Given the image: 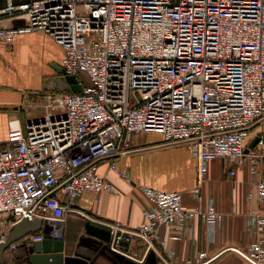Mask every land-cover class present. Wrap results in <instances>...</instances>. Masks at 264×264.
<instances>
[{"label": "built area", "instance_id": "2783aa9c", "mask_svg": "<svg viewBox=\"0 0 264 264\" xmlns=\"http://www.w3.org/2000/svg\"><path fill=\"white\" fill-rule=\"evenodd\" d=\"M4 10L22 23L0 28V41L43 31L63 49V75L75 76L81 87L48 93L43 120L25 128L8 124L0 141V216L11 227L27 219L44 229L70 212L85 217L73 208L83 193L117 194L98 164L133 152L135 135L154 133L163 145L186 146L196 159L192 195L200 203L211 161H221L229 177L236 175L233 167L247 165L259 205L246 213L250 241L223 251L264 264V142L248 147L252 127L264 120V0H30ZM109 168L136 186L113 163ZM137 187L149 205L144 221L130 230L108 226L110 249L121 263L143 264L134 240L147 253L154 250L162 225L174 231L171 241L195 217L212 234L222 225L211 201L189 208L179 192ZM48 229L24 237L28 248L54 239ZM219 255L199 253L194 264ZM173 256L168 251L160 259L170 264Z\"/></svg>", "mask_w": 264, "mask_h": 264}, {"label": "crops", "instance_id": "0c3cea01", "mask_svg": "<svg viewBox=\"0 0 264 264\" xmlns=\"http://www.w3.org/2000/svg\"><path fill=\"white\" fill-rule=\"evenodd\" d=\"M21 23L13 20L4 9L0 10V28ZM63 55V49L43 31L19 35L10 44L0 41L1 142L6 138L10 122H18L25 128L28 122L46 115L44 98L47 93L57 92L52 90L51 80L57 76L55 67H60ZM28 94L32 96L27 102ZM262 134L264 120L252 128L248 143ZM161 142L162 137L154 133L135 135L131 142L133 152L98 164L99 174L116 189L117 194L85 192L73 206L85 217L70 212L64 222H50L45 227L54 231L53 240L63 242L64 264H139L135 261L121 263L111 251L109 241L91 236L85 230L87 224L106 231L114 223H120L127 230L139 226L149 205L138 185L164 192H179L189 208L198 204L204 207L211 201L215 210L223 214L222 225L215 229L214 234L199 217H195L190 221L188 231L179 240L171 241L168 238L175 234L174 231L169 225H162L159 240L154 242L155 249L148 253L146 245L135 239L139 259H145L143 264H165L160 256L164 258L168 251L174 252L170 264H194L202 252L207 255L220 252L210 264H248L236 253L223 251L228 247L245 248L250 241L246 233V213L259 205L255 197V178L247 165L233 167L236 175L229 177L221 161H211L207 181L201 189L200 203L192 195L196 185V159L184 145H163ZM110 163L125 172L136 186L127 184L110 170ZM261 174L264 175V165ZM61 200L63 203L67 201L65 196ZM43 230L39 233L47 235L48 231ZM160 240L166 242L165 248L160 245ZM19 242L23 243L18 248L24 247L28 253L27 241L21 239Z\"/></svg>", "mask_w": 264, "mask_h": 264}, {"label": "water", "instance_id": "95a60500", "mask_svg": "<svg viewBox=\"0 0 264 264\" xmlns=\"http://www.w3.org/2000/svg\"><path fill=\"white\" fill-rule=\"evenodd\" d=\"M23 2L24 1L21 0H0V10L7 8L9 3L15 6L20 5ZM55 70L57 72V76L51 80L52 90L57 92L73 93L81 91V87L78 85V81L75 76H64L60 67H55ZM33 122L37 123L38 120H34ZM28 124H30V122H28ZM260 139L264 142V134L254 137L248 147L252 148ZM41 225L42 223L39 220L29 221L27 219H22L11 227V230L8 232L6 238L0 242V264H4L3 254L11 244L17 243L24 237L39 232L41 230ZM85 230L91 236L97 237L106 242L109 241L110 235L108 231L103 230L102 228L87 224L85 226ZM43 231L47 232L49 229L44 228ZM28 254L30 264H64L63 242L59 240L45 238L41 242H35L28 248Z\"/></svg>", "mask_w": 264, "mask_h": 264}, {"label": "rangeland", "instance_id": "374dc122", "mask_svg": "<svg viewBox=\"0 0 264 264\" xmlns=\"http://www.w3.org/2000/svg\"><path fill=\"white\" fill-rule=\"evenodd\" d=\"M54 79V78H53ZM48 94V93H47ZM47 94L45 95L44 98V105L47 106L48 99H47ZM21 95H23V92H21ZM28 98H25V101H30V94L27 95ZM24 118H22L23 120ZM24 122V120L22 121ZM162 143V142H161ZM6 219V221L4 220ZM9 223V226L7 225ZM11 230L10 226V220L8 219L7 216L1 215L0 216V240H4L8 234V232ZM18 243V244H17ZM16 245V250L12 251L9 248L6 249V251L3 254V263L4 264H28V257L29 254L25 252V248L21 247L20 249L18 248L23 242H17Z\"/></svg>", "mask_w": 264, "mask_h": 264}]
</instances>
